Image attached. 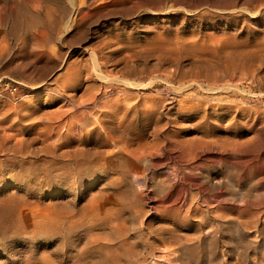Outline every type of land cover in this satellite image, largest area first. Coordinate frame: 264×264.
Segmentation results:
<instances>
[{
	"label": "rangeland",
	"instance_id": "374dc122",
	"mask_svg": "<svg viewBox=\"0 0 264 264\" xmlns=\"http://www.w3.org/2000/svg\"><path fill=\"white\" fill-rule=\"evenodd\" d=\"M3 205L0 264H264V0H0Z\"/></svg>",
	"mask_w": 264,
	"mask_h": 264
},
{
	"label": "bare ground",
	"instance_id": "6f19581e",
	"mask_svg": "<svg viewBox=\"0 0 264 264\" xmlns=\"http://www.w3.org/2000/svg\"><path fill=\"white\" fill-rule=\"evenodd\" d=\"M80 3V2H79ZM83 4V3H82ZM79 7L77 8L75 5H73V10H72V15H73V17L75 16L76 17V15H78L79 13H80V10H81V8H82V5L80 4V5H78ZM72 21V20H71ZM7 205V204H6ZM9 205V204H8ZM11 205H12V203H11ZM10 207L9 206H2V207H0V217L1 218H3L4 220H2L1 221V223H0V225L2 226V227H5L7 224H9L10 222H13V217L10 215ZM48 223H50V222H48ZM13 224H15V223H13ZM48 226V225H47Z\"/></svg>",
	"mask_w": 264,
	"mask_h": 264
}]
</instances>
